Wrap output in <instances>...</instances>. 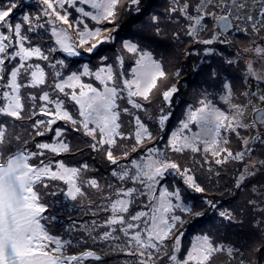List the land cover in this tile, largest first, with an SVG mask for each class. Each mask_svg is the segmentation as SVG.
I'll return each mask as SVG.
<instances>
[{
	"label": "snow or ice",
	"instance_id": "6c2138e0",
	"mask_svg": "<svg viewBox=\"0 0 264 264\" xmlns=\"http://www.w3.org/2000/svg\"><path fill=\"white\" fill-rule=\"evenodd\" d=\"M40 3L45 6L43 15L49 18L46 23L51 25V35L59 46L58 49L48 48L47 53L40 46H31L29 37L22 31L24 25L28 26V32L44 28L45 25L39 23L41 17L25 14L22 22L12 23L18 0H8L7 4L0 0V117L7 118L0 120V264H83L86 258L101 259L92 250L69 254L67 248L72 246L73 240L52 234L49 225L56 217L46 215L49 205L44 202V196L56 194L46 191L53 181L67 186L65 194L71 201L88 199L92 216L105 214L102 219H93L80 226L73 223V228L86 233L93 242H119L113 245L114 251L135 257L127 264H212L219 254L226 255L232 264L238 255L242 257L239 248L230 243L214 242L207 234L195 236L181 254L184 216L199 217L203 212L186 203L178 187L169 190L164 181L168 175H175L197 193L206 190L197 183L192 169L172 160L168 151L199 153L204 157L201 167L210 163L209 154L217 165L230 160L243 162L245 152L250 156L254 151L250 143L264 145V139L259 135L242 138L244 150L234 153L227 147L230 141L225 133L239 136L241 128L249 129L257 123L264 125V109H255L259 116L245 123L244 117L252 101L233 103L231 86L225 83V94L220 100L228 105L227 111L205 95L198 101V107L189 106L186 119L170 134L162 149L155 143L162 137L154 136L140 115L132 112L135 109L147 113L145 104L151 103L152 94L161 87L160 82L169 79L162 63L150 51L129 41L123 43V49L136 57L130 78L122 70L114 71L111 64L102 65L95 72L84 65L81 73L72 72L65 77L57 70L58 66H66L65 61L60 59L52 63L49 59L51 53L58 50L67 57H78L81 50L93 53L99 45L114 41L112 32L119 28L116 21L120 10L138 12L140 0H40ZM65 5L79 14L75 21L69 19L71 13ZM169 12L187 21L185 34L194 43L205 45L217 41L229 43L220 41L219 36L234 28L245 35L249 29L258 33L264 28V0H251V3L249 0H219L218 3L196 0L195 4L190 0H173ZM81 17L90 18L98 25L115 27L90 29ZM208 19L213 21L214 30L209 38L201 40V33L208 30ZM153 20L156 22L158 18ZM245 51L264 55L261 46ZM101 59L107 60V57ZM33 60L48 61L47 67L53 69L51 78L45 67ZM117 60L122 69L123 57ZM247 70L257 80L264 79L254 70L251 61ZM173 75L179 78L180 71ZM84 76H93L99 86L85 83ZM25 88L38 91L25 97L22 95ZM178 91L173 83L159 93L168 106L167 111L160 107L155 117L160 131L171 116L172 98ZM259 100L264 102V95ZM119 101H126L131 109L121 107ZM122 115L132 117L129 121L132 131L122 130ZM17 121L30 122L23 128L27 135L16 131ZM59 121H63L65 127L54 128ZM191 125L199 130L193 131ZM69 132L82 133L89 138L85 143L92 152L103 153V158L113 166L108 179L101 182L89 177L87 173L96 169L88 163L68 166L63 160L53 159L72 152L66 139ZM49 134V141L36 140V137ZM255 164L245 165L236 182L237 188L246 180V175L255 174L250 171ZM259 164L264 166V160ZM208 171L211 172V168ZM88 190H92L96 199H91ZM206 203L216 208L213 201ZM219 215L229 222L234 220L227 211ZM68 231L70 233L72 228ZM239 264L245 261L241 258Z\"/></svg>",
	"mask_w": 264,
	"mask_h": 264
},
{
	"label": "trees",
	"instance_id": "16d2710c",
	"mask_svg": "<svg viewBox=\"0 0 264 264\" xmlns=\"http://www.w3.org/2000/svg\"><path fill=\"white\" fill-rule=\"evenodd\" d=\"M190 2L192 4H195L196 0H190ZM214 2L218 3L219 0H214ZM4 3L7 4L8 0H4ZM18 3H19V7L14 10V14L12 16V23L22 22V16L25 15L26 13H29V15L33 18L36 16H40L41 18L39 20V23L44 24L45 25L44 28H37L33 32H28L27 31L28 26L24 25L22 31L29 37L31 46H40L42 50H45V52L47 53V49L50 47L52 48V46H50L51 43L48 42L53 40L52 38L50 40H48L47 38L48 36L51 37L52 35L51 32L49 31V28L51 26H49V24L46 23V21L49 18L43 15V10L45 6L42 3H40V0H18ZM249 3H251V0H249ZM172 6H173V0H140L139 11L137 15L132 16L130 12L127 13V11H124V9L120 10L119 18L116 21V24L119 25V28L116 31L112 32V35L115 38L114 40L118 41V43L121 45V49H123L122 45L124 43L123 42L124 39L131 40L143 50L149 51L150 49V52L154 54L155 59L159 60L162 63L165 72L169 74L168 82L171 84L178 83V85L176 86L179 89V91L176 94H174L172 98V105L170 109L171 116L169 120L166 121V125L163 131H160L155 121V117L159 113L158 109H157V114L156 113L153 114L156 116L152 117V119L148 118V114H149L148 110L150 111L155 110L156 112V107L154 104L151 103L145 104V107L147 108V113L132 109L133 113L140 115L142 120H144L148 124L150 131L153 132L154 136L162 137V139H158L155 141L157 146L161 147L162 149L166 145L171 132L173 130H177L180 127V122L186 119V114L189 108L188 106L191 105L193 108L198 107L199 106L198 103L195 104L197 100L203 99L202 96L208 93V91L210 94L211 92L213 93L215 91L213 83H215L214 82L215 79H219L217 76L218 74H221L223 70H227V68L229 67H232L234 69V76L228 75V79H224L221 82L222 86H224L227 80L230 81V86L233 87L232 97L235 96L236 94V101L232 100L233 103L234 102L237 104L240 103L241 98H243V103L250 100L249 97H251L250 94L251 91H249V83H248L250 77L247 78L248 80L244 81V80H240V76H242V74L244 73L242 70H245V68L247 69L248 64L246 63L248 61L246 58L252 56L251 55L252 51H245L244 53H242L241 51L245 49H251V46H254L255 42L258 40L262 42L264 41V28H261L258 33H254L252 32L251 29H249L247 35H245L243 32H236L234 28L232 31L228 32L227 34L219 36L220 41H229V43H220L219 41L211 45L194 43L192 38H190L185 34L187 21H185L183 17H180L179 14H170L169 9ZM65 7L69 11V13H74V14L76 13L74 8H68L67 5H65ZM160 16H165L164 20L162 21L164 28H159V34H157V28L156 26L153 27L152 24H158ZM70 17L72 16L70 15ZM154 17L158 18L156 22H154L153 20ZM169 20L174 21L175 25L171 24L170 27L168 28L167 21ZM206 24L208 30L201 33L200 35L201 40L209 38L214 30L213 21L211 19L206 20ZM145 25H148L150 28L145 27ZM176 25H177V29L175 27ZM110 27L113 28L115 27V25H110ZM135 28L137 31L135 30L134 36L130 35L129 33ZM139 30L144 33L143 35L146 38H142V39L137 38L136 33ZM216 31H218V29ZM46 33L49 35L46 36ZM167 33H170L171 35L173 34V36L177 34L179 39L177 37L176 39L178 40H174L175 37H173V39L168 41L163 40L165 46L168 44V46L166 47L169 48V52H172V57L171 55H169L168 62L166 63L165 61H163L164 60L163 53H159L158 51L155 52L152 49V42H153L152 39L156 37V43H158L159 40L157 36H160L162 34L161 37H163L164 36L163 34H165L166 36L168 35ZM112 42H106L105 44H110ZM178 45L181 46V47L179 46L180 48H178L180 53L177 54V57L176 56L174 57L173 53H175L174 50H176V46ZM26 46H28L27 42H26ZM156 49H157V45H156ZM108 51H110V48H107L103 43L99 45L98 48L93 53H85L82 52L81 50V55L78 57H66L65 54H63V52L58 50L56 54H54V52L51 53L49 59L52 63H55L57 60L62 59L61 57L65 58L63 60L65 61L66 66L64 67L58 66L57 70L61 71L63 76L66 77L71 72L81 73L83 71V67L86 61H88L90 65L89 69L92 72H94L95 69L99 67V65H96L95 63L96 60H99L100 64L109 63L108 61L110 59L109 60L101 59L102 57L107 56ZM121 55H122L121 57H123L124 64L121 69L118 63L116 72L117 71L120 72L121 70H127L131 68L132 64L135 62L134 59L136 57L133 54L128 53L126 50ZM128 55L130 56L129 58H127ZM166 56L167 54H165V57ZM226 60L229 61L231 60L232 63L228 64V61L225 62ZM32 62H38L41 64L42 67H45L46 72L49 73V78H51V73L53 72V69L47 67L49 63L48 61L33 60ZM112 65L114 66V64ZM177 70L180 71V76L179 78H174L173 74ZM213 73H215L214 76L216 77H214L213 83H210V78H211L210 76ZM82 80L85 83H92V84H94V82L98 83L93 76H84L82 77ZM166 83L167 82L164 81V84ZM189 83L190 84L192 83L193 85H190L187 89H183L180 87V85H185V87H187V84ZM217 84L219 85L220 82ZM208 85H210V87ZM237 88L240 89L237 90ZM222 89H224V87L221 88V90L219 91V94L221 96L225 94V89L224 90ZM37 91H38L37 89L25 88L23 89L22 95L26 97L28 93L37 92ZM160 92H161L160 90L157 92L154 91V93H156L157 98H161V101L163 102L162 97L159 94ZM244 93H247V96H245ZM180 96L183 98L180 104L182 106V112L180 115H178L179 106L177 104L179 100H181L179 98ZM210 100H212L213 103H219L221 101L220 97L218 100L215 99L214 97L210 98ZM140 102L145 103L142 100ZM119 103L121 107H128L131 109V106L128 105L126 101H119ZM162 106L166 109V111L168 110V106L165 105L164 102ZM220 107H223L225 111H227L228 109V105L224 104L223 102H221ZM125 118H127L128 124L125 125L123 123L124 125L123 131L126 132L132 131V126L129 124V121L132 120V117L128 115H122L121 119H125ZM3 119H7V118L0 117V120ZM29 123L30 122L27 121L24 122L17 121L16 125L18 127L16 128V131L22 128L20 127V125H23V127H25ZM59 124L62 126H60ZM57 127H65L64 122L59 121L57 123ZM69 133L67 134V137ZM80 134L81 133H77L78 136H81ZM81 137L83 139V143L86 145L83 147L84 149H86L85 152L90 151V148H88L87 144L85 143V141H88L89 138L83 135ZM228 137L230 142L227 145V147L229 149H231L234 153L237 151L244 150V146L242 142L238 140L236 141V143H234L232 139H230L233 138V135L231 137V134L228 135ZM40 139H42V137L41 138L36 137L37 141H41ZM30 147H32V145H30ZM249 147H252L254 151H252L250 156L247 152H245V159L243 162L230 160L227 163L221 164L222 165L221 169L225 171L224 173L225 175L220 173L218 174L219 167L216 164L218 168L217 167L215 168V171H217V173L214 180L208 182V177L206 175V177H203L201 179V182L197 181L198 184H200L202 187L205 188L206 191L203 193H197L194 190L188 188L187 185L183 183V180L179 176L168 175V178L172 179L173 181V185L170 187L169 190H173V188L178 187L180 189V194L182 199L186 203L194 205L197 211L200 210V208L203 206V210H201V212H203L202 216L199 217H193L188 215L184 216V219L186 221L185 223H187V225H184L181 228V231L185 232V234H188V238L194 234L195 235L207 234L210 237H212L214 242H223L225 244L230 243L234 245L236 248H239L243 255L242 257L238 255L237 258L232 261V264H239V260L241 258L245 261V264H264V166L259 164V161L264 160V145H262L259 142H256L255 144L250 143ZM82 153L77 151L76 157L78 156L79 161L74 165L72 164V162H70L71 166H79L83 163H88L91 168L96 169L95 170L96 172L94 174L92 171H89L87 173L89 177H96L97 179H100L101 182H103L104 179L109 178V173L113 166L110 165L103 158V153L96 152V154H99V158H101L99 159V163L97 165L94 164L95 162L94 157H96L95 155L94 157L91 156L90 159L83 158V160L80 161V155H82ZM178 154L181 153L168 151L169 157L174 161L177 160L174 159L173 157H176V155ZM183 154L186 156L183 159L184 162H186V164L183 163L181 164L179 161L180 165L182 167L187 166L192 168V166L189 164L188 161L190 160L189 158L191 156L190 155L191 152L186 151ZM73 155L74 153L65 154V156L67 157H72ZM192 155L198 156L197 159L196 157H194V160L199 162V163L195 162L199 166L198 173H200V171H204L205 167H201V164H203L204 162V157L200 156L201 154L199 153ZM84 156L86 155L84 154ZM55 158H57L56 160H61L63 157L60 158L58 156ZM55 158L53 157V159ZM62 160L64 161V163L66 162L64 158ZM213 160L214 159H210L209 160L210 163L208 164L211 165L212 163H215ZM251 162H256L255 170H253L255 174L246 175V179H248L249 181L245 182L246 181L245 180L244 182L241 183L243 187L244 186L246 187L245 189H243L242 186L237 188L236 182L239 179V176L243 173L245 165L250 166V164H252ZM206 165L207 164H204V166ZM193 174L195 175L194 171ZM59 182L60 181L51 182L52 187L46 190L49 193L52 192L56 193L55 195L48 194L46 195V198H44L45 203L49 205V210L47 214H52V216H54V214L50 213V211L53 212L54 209H56L58 206H60L63 203L67 204L68 206V207L67 206L62 207V208L67 207L66 210L69 209V211L70 210L76 211L77 209L78 212L80 213L83 212L81 219L80 217H77L74 213L67 215V218H63V215L59 213L58 217L60 218L59 220L60 225H58L56 223V220H54L55 224L58 227L59 226L63 227V230H61V232L58 233H55L54 230H51L52 234L61 236L63 239L66 238L73 240V244L71 247H68L69 249L67 248V252L69 254L78 255L84 251L92 250L101 257L100 260L86 258L84 259L83 264H127V262L134 261L135 257L127 256L118 251H116L117 254H113L112 252L114 245L113 242L107 243L109 244L108 245L109 247H105L100 244L105 242H100V241L93 242L87 237L86 233L84 232H82V237H80L79 235H76V230H72L71 233L68 232V236H67V227L65 225H68L69 227L73 228V223H75V225L80 226L87 219L89 218L92 219L93 217L89 211L87 202L83 203V207H81L82 204L80 206L76 205L77 208L69 207L70 205L73 204L72 203L73 201H71L69 198L66 197L65 192L67 190V186L64 185L63 182L61 183ZM258 188H260L259 192L256 191ZM61 189H63L64 191L62 192ZM90 192L91 195H93L92 190H90ZM188 194H190V197L193 198V200H191L190 197H188ZM92 199H96V196L95 195L92 196ZM208 200H211L216 204L215 209L210 208V206L206 203V201ZM249 201H253L254 203H249ZM216 211L217 214L215 213ZM221 211H227L231 213L232 216L234 217V220L232 222H229L228 220L222 218L219 215ZM219 217H221L223 221L213 222L216 218ZM62 218L67 221L65 225L63 223ZM257 222H259V224ZM229 235H231V239H229ZM191 241L192 239L190 240V242ZM188 248H189L188 246L187 248L186 246H183L181 254H183V252L186 251ZM219 259L223 264H229V258L224 254H219L216 257H214L212 260V264H222L218 262Z\"/></svg>",
	"mask_w": 264,
	"mask_h": 264
},
{
	"label": "rangeland",
	"instance_id": "374dc122",
	"mask_svg": "<svg viewBox=\"0 0 264 264\" xmlns=\"http://www.w3.org/2000/svg\"><path fill=\"white\" fill-rule=\"evenodd\" d=\"M19 7V6H18ZM83 7H85V9L86 10H88V11H91V9L90 8H88V6H86V5H84ZM75 10V9H74ZM124 11H127V13L128 12H130V14H132V16L133 15H137L138 14V12L137 11H135L134 9H133V11H128V10H124ZM71 16L72 17H70L69 19H71V20H75V19H77V17L79 16V14L78 13H71ZM164 17L165 16H160V18H159V21H158V24H152V26L153 27H155L156 26V28H164L163 26V24H162V21L164 20ZM42 19H43V17H42ZM81 19L83 20V24H85V22H87V23H89L90 22V29H93V28H95V27H101V28H108V27H110V25L109 24H96V22L95 21H92L91 19H89V18H87V17H81ZM87 19H88V21H87ZM169 19V18H168ZM59 22H57V27H60L61 25H60V23L58 24ZM83 24H81V29H83L82 27H83ZM167 24H168V28L170 27V25L172 24V25H175V22L174 21H167ZM160 25H161V27H160ZM49 26H51V25H49ZM66 27V26H65ZM145 27H149L148 25H145ZM176 27V29H177V25L175 26ZM179 27V26H178ZM112 27H110L109 29H111ZM150 28V27H149ZM168 28H165V29H168ZM135 30H136V28L135 29H133L129 34L130 35H133L134 36V32H135ZM49 31L51 32V27L49 28ZM137 31V30H136ZM133 33V34H132ZM138 33V34H137ZM136 33V36H137V38H146L143 34V32H141L140 30L138 31ZM168 35H166L165 36V34H163L164 36L163 37H166V38H163V37H161L162 36V34L160 35V36H157V38H158V40H159V42L158 43H156V37L155 38H153L152 39V49L155 51V52H159V53H163V57H164V60L163 61H165L166 63L168 62V59H169V55H171V57H172V52H169V48L168 47H166V46H168V44L165 46V44H164V42H163V40L165 41V40H171V39H173V37H175V39L174 40H178L179 39V37L177 36V34H175L174 36H173V34L171 35L170 33H167ZM49 34H47L46 33V36H48ZM178 37V39H176ZM48 38V40H50L51 38H52V40L53 41H50V42H48V43H51L50 44V46H52V48H59V46L58 45H55V37H53V36H51V37H47ZM44 40V39H43ZM170 42V41H169ZM134 43V42H133ZM104 45L107 47V48H110V51H108V53H107V60H109L108 62L112 65V64H114V71H116V68H117V64H118V60H117V57H121L122 55V53L123 52H125V50L124 49H121V45L118 43V41H116V40H114L112 43H110V44H105L104 43ZM156 45H157V49H156ZM180 45H178V46H176V50H174L175 51V53H173V56L175 57H177V54L178 53H180V51L178 50V48H180L179 47ZM113 47H114V49H113ZM149 51H150V49H149ZM82 52H83V50H82ZM122 52V53H121ZM242 53H244L245 52V50H242L241 51ZM57 53V51H55L54 52V54H56ZM63 54H65V53H63ZM165 54H167V56H168V58H167V56L165 57ZM153 55V57L155 58V56H154V54H152ZM65 56H66V54H65ZM57 57V56H56ZM67 57V56H66ZM130 56L128 55V57L127 58H129ZM213 57H216V56H213ZM253 56H249L248 58H246L247 59V63L246 64H248L250 61L251 62H253V58H252ZM62 59H65L64 57H61ZM165 58H167V59H165ZM250 58V59H249ZM67 59V58H66ZM69 59V58H68ZM134 61H135V59H134ZM227 61H229V60H226L225 62H227ZM231 61V60H230ZM87 62V61H86ZM96 65H99V67H101L102 65H107V64H109V63H104V64H100L99 63V60H96ZM184 63V62H183ZM230 64V63H229ZM167 65V64H166ZM90 66V65H89ZM134 66V63L132 64V66H131V68ZM131 68H129V69H127V70H122L124 73H125V75L128 77V78H130V70H131ZM98 70V69H97ZM96 70V71H97ZM219 70V69H218ZM220 71V70H219ZM243 72V74H242V76H240V80H248L247 78H249V74H248V72H247V69L245 68V70H242ZM117 72H119V71H117ZM230 73H226V70H223L222 72H221V74H218V78L219 79H215V81H214V77H216V76H214L213 74L210 76L211 78H213V79H211L210 78V83H213V81L215 82V83H213L214 84V88H215V91L212 93L211 92V94L209 93V91H208V93H206L205 95H207L208 96V99H210V98H215V99H219V96L218 95H220L219 94V91L221 90V88H223V86H222V84H221V82L224 80V79H228V75H229ZM171 77V76H170ZM184 78V77H183ZM250 81V82H249ZM248 81V83H249V91H251V88H252V81H251V79ZM98 82V81H97ZM167 83L166 84H164V81H161L160 82V84H161V87H160V89H158L157 91H162L164 88H166V87H168V86H170V84L171 83H169L168 82V80L166 81ZM220 82V84L218 85L217 83H219ZM96 82H94V86H99V82L98 83H96ZM245 83V82H244ZM176 85H178V83H176ZM190 85H193L192 83L190 84H187V87H185V85H180V87L181 88H183V89H187ZM209 87H210V85H208ZM211 89V88H210ZM238 89H240V88H237V90ZM222 90H224V89H222ZM156 91V92H157ZM22 93H23V90H22ZM218 94V95H217ZM205 95H203L202 97L204 98V96ZM213 95H215V96H213ZM181 100H179V102H178V106H179V112H178V115H180L181 114V112H182V106L180 105L181 104V102H182V100H183V98L180 96L179 97ZM198 101L199 100H197L196 102H195V104L196 103H198ZM245 101V100H244ZM252 101V103L251 104H249V106H248V108H247V111H246V114H245V117H244V120H245V123H251L254 119L251 117V106L252 107H254V106H256V105H258V101H256V100H254V99H252L251 100ZM38 104H39V102H37ZM142 103V102H141ZM241 103H243V98H241V102L239 103V104H241ZM151 104H154L155 105V107H156V112H155V110L153 111V110H148L149 111V114H148V118L149 117H154V116H156V115H153L154 113H156L157 114V109L159 110L160 109V107H162V104H163V102L161 101V98H157V96H156V93H154V94H152V98H151ZM161 105V106H160ZM160 106V107H159ZM189 106H191V105H189ZM188 106V107H189ZM153 115V116H152ZM37 118H40V117H37ZM122 120V123H124L125 125L126 124H128V121H127V118H125V119H121ZM60 125V124H59ZM60 126H62V125H60ZM28 127V124L25 126V127H22V128H20V129H18L17 130V132H21V133H23L24 135H27V133H25V132H23V128H27ZM54 128L55 127H57V125H54L53 126ZM191 127H192V129H193V131H196L195 130V126L194 125H191ZM29 130H31V129H29ZM123 130V129H122ZM264 130H263V128L261 127V125L259 124V123H257V124H255L253 127H251V128H249V129H243V128H241V129H239V132H240V135L239 136H237L235 133H231V137H232V135H233V138H230V139H232V141L234 142V143H236V141H240V142H242V138H245V137H248L249 135V137H254L255 135H259L261 138H263L264 139V132H263ZM166 133H168V132H166ZM172 133V132H171ZM81 136H82V133L80 134ZM226 135H227V133H226ZM228 135H230V134H228ZM81 136H78L77 135V133L76 132H70L69 133V135H68V137H67V141L70 143V146L72 147V152H71V154L72 153H74V155L72 156V157H67V156H65V154H62L61 156H59L60 158H64L65 159V163L68 165V166H71V164H70V162H72V164L74 165L75 163H77L79 160H78V156L76 157V154H77V151H79L80 153H84L85 152V150L86 149H84L83 147L84 146H86L84 143H83V139H82V137ZM38 138H41V137H38ZM51 139V134H49L48 136H45V137H42V139H40L41 141H49ZM88 139V138H87ZM237 139V140H236ZM89 140V139H88ZM231 141V142H232ZM238 143V142H237ZM82 151V152H81ZM82 153V155H80V161L81 160H83V158L84 159H90L91 158V156H93L94 157V155L96 156V157H94L95 158V162H94V164L95 165H97L98 163H99V159H101V158H99V154H96V152H92V150L90 149V151H86L84 154L87 156H84V154ZM193 153H191L190 155V160H188L189 161V164L192 166V170L194 171V173H195V178H196V181H199V182H201V179L203 178V177H206V175H207V177H208V182H210L211 180H214V178H215V176H216V173H217V171H215V168L217 167L216 166V163H212L211 165L210 164H207L206 166H203V167H205V170L204 171H200V173H198V165L194 162L195 160H194V157H196V159L198 158V156H193L192 155ZM90 155V156H89ZM134 155V154H133ZM200 156H202V155H200ZM186 156L184 155V154H178V155H176V157H173L174 159H176L177 160V162H179L180 161V163L182 164H186V162H184V158H185ZM188 157V156H187ZM55 158V157H54ZM62 158V159H63ZM55 159H57V158H55ZM61 159V160H62ZM210 159H214V158H212L211 157V155L209 154V156H208V160H210ZM186 160V159H185ZM214 161V160H213ZM37 161H33V163H36ZM215 162V161H214ZM251 163H253V162H251ZM251 165V164H250ZM220 169H219V168ZM218 174L220 173V174H224L225 173V171L223 170V169H221L222 168V165L220 164V165H218ZM209 168H211V172H209L208 171V169ZM221 170V171H220ZM253 170H255V167H251V169H250V171H252V172H254ZM93 172V174L96 172V171H92ZM255 173V172H254ZM225 175V174H224ZM249 180L248 179H246V181L245 182H248ZM59 183H61V181L59 182ZM58 183V184H59ZM164 183L165 184H167V186L169 187V189H170V187L173 185V181H172V179H170V178H168V176H167V178H166V180L164 181ZM241 186H242V184H241ZM242 188L243 189H245L246 187L244 186H242ZM183 189V188H182ZM184 190V189H183ZM89 191V196L91 197V199H92V196H94V194L93 195H91V192H90V190H88ZM257 192H259L260 191V188H258L257 190H256ZM66 193V192H65ZM188 197H190V194H188ZM44 198H46V195L44 196ZM190 199L191 200H193V198H191L190 197ZM44 202H45V199H44ZM85 202H87L88 203V199H86V198H81L80 200H78V201H73L72 203V205H70L69 207H74V208H77V206H80L81 204H82V206L81 207H83V203H85ZM58 205V204H57ZM77 205V206H76ZM65 206H67V204H65V203H63V204H61L60 206H58L56 209H54V211L53 212H51L50 211V213H53L54 214V216L56 215V223L58 224V225H60V222H59V220H60V218L58 217V214L60 213V214H62L63 215V218H67V215H69V214H72V213H74L77 217H80V219H81V217H82V214H83V212L82 213H80V212H78L77 211V209H76V211H74V210H70L69 211V209H67L66 210V208L68 207H66V208H62V207H65ZM205 207V206H204ZM210 208H212V207H210ZM94 210V209H93ZM201 210H203V206L200 208V210H198V211H201ZM83 211V210H82ZM77 212V213H76ZM216 214H217V211L215 212ZM179 214V213H178ZM46 215H49V216H52V214H47L46 213ZM105 214H101V216L100 217H94V216H92L93 218L92 219H87L85 222H83V224L84 223H90L93 219H102V217L104 216ZM62 218V219H63ZM217 221H223L222 219H221V217H219V218H216L213 222H217ZM66 220L65 219H63V223H64V225L66 224ZM222 223H224V222H222ZM82 224V225H83ZM184 225H187V223H184L183 224V226ZM50 230H54V232L55 233H58V232H61V230H63V227H58L56 224H55V222L54 221H52L51 223H50ZM57 226V227H56ZM66 227H67V236H68V229H70L71 227H69L68 225H65ZM76 226H79V225H76ZM182 226V227H183ZM72 230H76V228H72ZM78 230H76V235H79L80 237H82V232L83 231H78ZM71 233V232H70ZM184 233V235H183V237L181 238V243H182V247L183 246H186V248H187V246L189 247V243H191L190 242V240L191 239H193L195 236H197V235H192L191 237H189L188 238V234H185V232H183ZM93 234H95V233H93ZM66 237V236H65ZM66 239V238H65ZM229 239H231V235H229ZM187 240V241H186ZM106 243V244H105ZM105 243H100L102 246H105V247H109L108 245L109 244H107V243H109V242H105ZM114 244L115 243H119V242H113ZM98 246V245H97ZM99 247V246H98ZM100 248V247H99ZM69 249V248H68ZM112 252H113V254H117V252L116 251H114V250H112ZM112 254V255H113ZM114 256V255H113ZM218 262H220V263H222L221 262V260L219 259L218 260ZM223 264V263H222Z\"/></svg>",
	"mask_w": 264,
	"mask_h": 264
},
{
	"label": "flooded vegetation",
	"instance_id": "af4514ba",
	"mask_svg": "<svg viewBox=\"0 0 264 264\" xmlns=\"http://www.w3.org/2000/svg\"><path fill=\"white\" fill-rule=\"evenodd\" d=\"M257 7H258V5H257ZM27 15H29V13H26ZM90 19V18H89ZM87 21H88V19H87ZM85 24H87V26H88V28H90V22L89 23H87V22H85ZM125 41H129V42H132L131 40H128V39H124V41L123 42H125ZM133 43V42H132ZM136 44V43H135ZM256 46H261V47H264V41L262 42V41H260V40H258V41H256L255 42V44H254V46H251V49H254ZM251 55L253 56L252 58L254 59L253 60V66H254V70L260 75V76H262V77H264V55H257V54H255L253 51L251 52ZM136 59V58H135ZM90 61V60H89ZM229 64V63H228ZM85 65H88V67L90 68V66H89V63H88V61L87 62H85ZM100 67H98V68H96L95 69V71L97 70V69H99ZM94 71V72H95ZM72 73V72H71ZM71 73H69V74H71ZM226 73H230L229 75L231 76H234V69L232 68V67H229V68H227V70H226ZM250 77V79H251V81H252V88H251V92H250V94H251V97H249V99L250 100H252V99H254V100H256V101H258L257 103H258V105H256L255 107H250L251 108V117L253 118V119H256L257 117H256V112L254 111L255 109H264V102H261L260 100H259V97L260 96H262V95H264V79H262V80H257L254 76H249ZM226 83L227 84H229L230 85V81L229 80H227L226 81ZM231 90H233V87H231ZM255 94V95H254ZM218 95V94H217ZM219 97L221 96V95H218ZM232 100L233 101H236V94H235V96H233L232 97ZM187 101H188V99H187ZM221 102L222 101H220L219 103H215L218 107H220L221 106ZM235 103V102H234ZM239 104V103H238ZM221 109H223L224 110V108L223 107H220ZM261 127L263 128V130H264V125H261ZM195 130L196 131H198L199 129L195 126ZM173 131H175V130H173ZM172 131V132H173ZM264 132V131H263Z\"/></svg>",
	"mask_w": 264,
	"mask_h": 264
},
{
	"label": "water",
	"instance_id": "95a60500",
	"mask_svg": "<svg viewBox=\"0 0 264 264\" xmlns=\"http://www.w3.org/2000/svg\"><path fill=\"white\" fill-rule=\"evenodd\" d=\"M258 116H259V113L256 112V117H258Z\"/></svg>",
	"mask_w": 264,
	"mask_h": 264
}]
</instances>
